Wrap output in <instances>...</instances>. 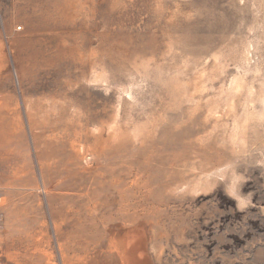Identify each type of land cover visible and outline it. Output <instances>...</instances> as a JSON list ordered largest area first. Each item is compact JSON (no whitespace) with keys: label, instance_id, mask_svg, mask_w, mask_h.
<instances>
[{"label":"rangeland","instance_id":"1","mask_svg":"<svg viewBox=\"0 0 264 264\" xmlns=\"http://www.w3.org/2000/svg\"><path fill=\"white\" fill-rule=\"evenodd\" d=\"M0 195V264H264V0H0Z\"/></svg>","mask_w":264,"mask_h":264},{"label":"bare ground","instance_id":"2","mask_svg":"<svg viewBox=\"0 0 264 264\" xmlns=\"http://www.w3.org/2000/svg\"><path fill=\"white\" fill-rule=\"evenodd\" d=\"M102 179H103V176H101V177H98V178H96V179H94L93 180V183L94 184H99L100 182H102ZM95 188V193L93 192L92 193V197H93V201H94V206H93V208L96 210V211H98V212H100L101 213V216H104V213H103V205H99L98 204V194L99 195H101V193H96V190H98V191H101V190H103L104 188H98V187H94ZM103 202V201H102ZM97 205H99V206H97ZM98 220V219H97ZM99 221V220H98ZM84 222V221H83ZM93 224L96 226V227H98V225H97V223L96 222H93ZM84 225V224H83ZM91 228V227H90ZM89 231V230H88ZM94 231V230H93ZM85 232V231H84ZM95 232V231H94ZM87 234H89L88 232H87ZM90 234H91V232H90ZM97 234H98V232H97ZM100 234V233H99ZM81 235H83V234H81ZM89 236V235H88ZM87 236V237H88ZM93 238V237H92ZM88 239V238H87Z\"/></svg>","mask_w":264,"mask_h":264},{"label":"built area","instance_id":"3","mask_svg":"<svg viewBox=\"0 0 264 264\" xmlns=\"http://www.w3.org/2000/svg\"><path fill=\"white\" fill-rule=\"evenodd\" d=\"M2 201V196L0 195V203ZM0 259H1V251H0Z\"/></svg>","mask_w":264,"mask_h":264}]
</instances>
